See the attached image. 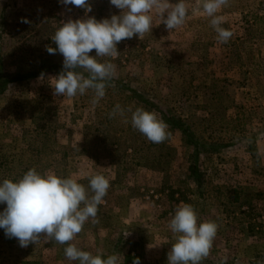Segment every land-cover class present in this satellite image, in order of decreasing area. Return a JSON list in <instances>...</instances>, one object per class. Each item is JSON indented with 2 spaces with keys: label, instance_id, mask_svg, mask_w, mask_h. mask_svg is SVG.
Instances as JSON below:
<instances>
[{
  "label": "rangeland",
  "instance_id": "obj_1",
  "mask_svg": "<svg viewBox=\"0 0 264 264\" xmlns=\"http://www.w3.org/2000/svg\"><path fill=\"white\" fill-rule=\"evenodd\" d=\"M185 2L183 25L170 31L154 9L150 31L121 41L115 57H97L114 72L96 103L93 90L55 95L51 72L10 83L0 93V181L35 168L74 177L91 196L90 179L104 175L109 189L97 216L68 243L118 255L119 264H168L177 235L170 221L182 203L198 222L218 226L200 264H264V0H226L217 15L232 32L227 43L204 0ZM88 5L91 12L61 0H0V76L62 64L47 51L62 23L122 11L110 0ZM117 105L123 111L113 115ZM137 108L181 119L203 150L196 158L168 127L163 142H151L132 126ZM67 246L41 234L21 247L0 229V264H79L66 258Z\"/></svg>",
  "mask_w": 264,
  "mask_h": 264
},
{
  "label": "clouds",
  "instance_id": "obj_2",
  "mask_svg": "<svg viewBox=\"0 0 264 264\" xmlns=\"http://www.w3.org/2000/svg\"><path fill=\"white\" fill-rule=\"evenodd\" d=\"M64 5L92 9L88 0H61ZM226 0H204L203 11L211 17L218 39L227 43L232 32L220 27L223 17L217 15ZM110 4L122 10L119 15L97 20L95 17L69 19L55 32L53 41L56 48L49 47V54L59 52L64 57V70L50 78L54 94L63 97L83 95L88 90L95 93L94 103L105 96L106 81L114 72L112 63H101L97 57L119 54L117 45L134 36L142 37L152 28V11L158 10L163 24L170 31L183 25L188 15L185 0L175 4L168 0H110ZM95 50L96 55L90 53ZM84 69L85 77L76 69ZM44 74H41L43 79ZM122 113L117 105L113 111ZM132 126L144 134L151 142L161 143L169 135L167 124L155 112L137 108L132 112ZM88 189L74 177H61L54 172L41 173L37 169L28 170L20 179L0 181V229L8 238H15L21 247L37 243L41 234L60 244H68L65 256L79 264H119L118 255L105 258L102 252L93 255L81 250L72 241L82 231L89 218H95L98 206L109 189L108 179L97 174L90 179ZM215 222H198V216L189 204H181L170 221L171 230L177 234L175 243L168 253V264H200L211 248L217 233ZM134 264H140L139 259Z\"/></svg>",
  "mask_w": 264,
  "mask_h": 264
},
{
  "label": "trees",
  "instance_id": "obj_3",
  "mask_svg": "<svg viewBox=\"0 0 264 264\" xmlns=\"http://www.w3.org/2000/svg\"><path fill=\"white\" fill-rule=\"evenodd\" d=\"M63 70H64L63 63L56 64V63L42 62L38 69L32 70L30 72H24L21 74V76L18 77L1 75L0 93H3L10 83L23 81L27 78L30 79V78L38 77L42 73L46 74L48 72L59 75ZM76 71L82 72V69L78 68L76 69ZM161 119L167 124L170 130L178 131L182 134L183 139L186 141V143L195 149V156L197 158L198 154L201 152L200 150H203L204 147L202 144L199 143L196 136H194L190 132V128L187 125H185V123L181 119H177L176 117L171 116L166 112H162ZM192 176L198 180L199 175L197 174L196 165L195 168L192 170Z\"/></svg>",
  "mask_w": 264,
  "mask_h": 264
}]
</instances>
